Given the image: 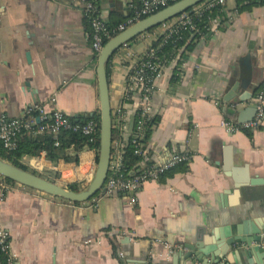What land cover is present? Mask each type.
<instances>
[{"label":"crops","instance_id":"obj_1","mask_svg":"<svg viewBox=\"0 0 264 264\" xmlns=\"http://www.w3.org/2000/svg\"><path fill=\"white\" fill-rule=\"evenodd\" d=\"M87 1L0 0V117L19 118L33 105L50 109L53 98L69 117L98 115ZM136 8L133 0H100L96 14L115 28ZM219 18L213 32L193 39L178 67L176 57L175 63H162L151 99L159 122L147 153L159 163L173 153L188 154L187 165L145 183L134 206L122 194H98L96 201L74 205L10 184L0 206V228L9 232L18 264H190L184 245L208 249V264L224 247L217 264H264V255L245 243L226 247L238 228L245 239L252 227L264 229V182L237 194L232 178L264 181V122L254 132L229 133L221 125L238 123L240 111L245 120L254 115L251 107L264 84V6L227 0ZM163 34L162 26L143 33L109 62L118 133L119 120L132 127L135 111L136 98L134 105L123 100L128 73ZM128 137L124 134V141ZM96 161L97 152L86 148L77 162L53 164L41 155L24 158L23 164L81 191L78 181L90 177Z\"/></svg>","mask_w":264,"mask_h":264},{"label":"built area","instance_id":"obj_2","mask_svg":"<svg viewBox=\"0 0 264 264\" xmlns=\"http://www.w3.org/2000/svg\"><path fill=\"white\" fill-rule=\"evenodd\" d=\"M139 7L135 10V15L127 20L125 23L118 25L115 28H110L106 23L96 14L98 0H88L85 4V15L89 20L91 29L92 49L96 55L99 54L103 45L115 35L121 33L133 23L148 17L180 0H133ZM227 0H204L197 6L193 7L189 11L175 18L173 23L169 21L162 24L163 32H166V37L175 33L178 29L188 28L192 36L204 37L209 32H213L221 21L219 16L222 13V8ZM239 4L252 3L264 6V0H234ZM204 13L208 14L207 23L202 30L196 28L192 19H199ZM172 21V20H170ZM114 35V36H113ZM154 49H150L143 57L137 58L134 65L131 67L127 76V87L124 93V97L130 98L133 101L136 98V102H131L134 107V115L131 122V128L128 130L126 120L118 121L120 124L119 138L112 141V152L109 164V170L107 179L104 183L105 195L111 196L113 194H122L123 198L130 206H134L138 201V195L142 190L145 183L149 181H158L160 175L166 171L173 169L181 163H188L191 156L188 154H171L163 163L156 162L151 159V156L146 150H136L135 155L140 156L142 159L136 165V169L124 173L122 171V154L126 143L123 139L124 134H132L134 117L137 111L141 112V118L148 116L152 113L151 99L155 92L156 82L162 76L163 64L158 62L154 55ZM176 58L173 59L175 63ZM50 109L45 106L33 105L28 108L24 115L15 119H7L6 117H0V143L6 150H13L16 147L18 137L23 131L29 133H41L46 129H49L52 133H56L59 129H68L71 127L69 116L62 113L56 108L55 99L50 100ZM255 115L254 117L245 123L238 124L232 121H222L221 125L229 133L238 131H257L264 122V84L258 91L254 99ZM36 112L37 118L29 116L31 113ZM118 111L117 114H120ZM26 115L29 117L26 118ZM47 116L51 117L52 123L48 126H40L34 129L36 125L45 120ZM124 116V114H122ZM117 121V119L115 120ZM141 120L138 124L141 125ZM112 126L115 124L112 120ZM73 131H80L83 135L89 137V141H95L96 137H99V123L90 120L83 125H74ZM139 130V127H137ZM121 133V135H120ZM135 141H132L134 143ZM57 145V144H55ZM98 152V151H97ZM43 155V154H42ZM146 162L150 163L149 165ZM96 169V164L92 174L88 178L84 176L83 181H78L84 189L92 180ZM74 182H77L75 180ZM10 184L0 177V206L5 200V196ZM9 232L3 228H0V252L4 256L5 264H18V257L12 251L10 245ZM168 248V246H165Z\"/></svg>","mask_w":264,"mask_h":264},{"label":"water","instance_id":"obj_3","mask_svg":"<svg viewBox=\"0 0 264 264\" xmlns=\"http://www.w3.org/2000/svg\"><path fill=\"white\" fill-rule=\"evenodd\" d=\"M204 0H180L148 17H145L121 33L115 35L108 40L102 47L101 51L96 58V80L99 98V149L97 152L96 169L90 183L81 191H73L67 187L61 186L51 179L42 177L32 169L23 170L10 162L0 158V177L12 183L18 184L25 188L37 191L41 194L72 204H83L96 201V195H105L104 183L107 179L109 170L111 152H112V111L109 97V84H108V65L114 54L124 45L134 41L137 37L146 33L162 24L177 18L183 13L189 11L197 6ZM236 86V85H235ZM236 87L230 91L234 92ZM242 100V99H241ZM243 101V100H242ZM254 115L256 112L255 105L251 107ZM240 111L238 113L237 122L239 124L250 121L242 119L245 113ZM234 186L237 194L240 189L244 187H257L264 182L259 178L241 179L232 176ZM242 230L238 228L236 236L232 237L227 242L226 247H232L237 243H245L253 251L264 255V229L258 230L254 227L251 229V237L243 238ZM185 248L190 250L187 259L190 264L199 262L201 264L207 263L208 249H201L199 246L196 250L189 245H184ZM226 248L221 249L220 253L215 251L211 257L210 264H217L218 257H220ZM214 252V251H213ZM220 254V256H219Z\"/></svg>","mask_w":264,"mask_h":264},{"label":"trees","instance_id":"obj_4","mask_svg":"<svg viewBox=\"0 0 264 264\" xmlns=\"http://www.w3.org/2000/svg\"><path fill=\"white\" fill-rule=\"evenodd\" d=\"M100 0H98L99 3ZM139 5L137 4V8ZM208 14L204 13L201 18L192 19L196 28L203 31L205 23H207ZM89 23V21H88ZM90 26V25H89ZM155 29V28H154ZM154 29L148 31L151 32ZM91 31V30H90ZM114 36V35H113ZM192 38V39H191ZM197 36H192L188 28L178 29L175 33L171 34L169 37H166L165 34L157 38V40L152 45L151 49H154L155 58L158 62L168 64L175 57L177 59V67L180 65L181 60L186 57V54L192 50V41ZM179 56V57H178ZM96 58V57H95ZM177 69V68H176ZM176 74L173 76V79H177V70ZM125 103H131L130 98L124 97ZM29 116L37 118V113L33 112ZM26 115V118L29 117ZM96 121L99 123V116L95 115L92 117H71L70 124L71 127L68 129H59L56 133H52L49 129L41 133H29L23 131L18 137L16 142V147L13 150H6L2 147L0 143V158L10 162L11 164L27 170L28 167L23 164L24 158H36L40 157L42 154L47 161L56 164L59 160L64 162H77L78 155L84 149H94L96 152L99 149V137L97 136L95 141H89V137L83 135L80 131H73L72 127L74 125H83L87 121ZM141 120V125L138 124V121ZM159 118L157 115L151 113L148 116L141 118V112L137 111L134 117L132 134L125 141L126 146L123 149L122 154V171L124 173L136 169V165L141 161V157L135 155V151L147 150V141L152 133V129L158 124ZM52 123L51 117L39 122L34 129L40 126H48ZM139 127V130H137ZM250 135V134H248ZM119 138V133L115 128L112 130V141ZM132 141H135L132 143ZM57 144V145H55ZM147 165L150 163L146 162ZM187 163H181L160 175L159 179H163L166 175H169L179 167L185 166ZM5 180V179H4ZM8 184H13L12 182L5 180ZM69 189L73 191H79L77 185L72 184L68 186ZM78 205V204H74ZM115 251V249H114ZM5 258L0 252V264H5Z\"/></svg>","mask_w":264,"mask_h":264}]
</instances>
